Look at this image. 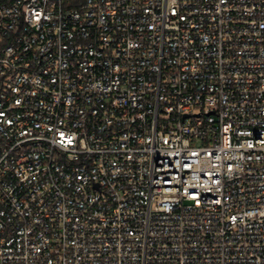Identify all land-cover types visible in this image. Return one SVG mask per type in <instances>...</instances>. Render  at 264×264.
<instances>
[{
    "label": "built area",
    "instance_id": "1",
    "mask_svg": "<svg viewBox=\"0 0 264 264\" xmlns=\"http://www.w3.org/2000/svg\"><path fill=\"white\" fill-rule=\"evenodd\" d=\"M0 264H264V0H0Z\"/></svg>",
    "mask_w": 264,
    "mask_h": 264
}]
</instances>
